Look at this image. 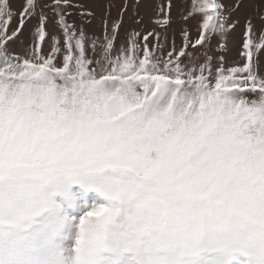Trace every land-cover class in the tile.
Segmentation results:
<instances>
[{
    "label": "snow or ice",
    "instance_id": "obj_1",
    "mask_svg": "<svg viewBox=\"0 0 264 264\" xmlns=\"http://www.w3.org/2000/svg\"><path fill=\"white\" fill-rule=\"evenodd\" d=\"M245 8L191 0L165 52L90 38L78 0H0V264H264V29L209 54Z\"/></svg>",
    "mask_w": 264,
    "mask_h": 264
},
{
    "label": "rangeland",
    "instance_id": "obj_2",
    "mask_svg": "<svg viewBox=\"0 0 264 264\" xmlns=\"http://www.w3.org/2000/svg\"><path fill=\"white\" fill-rule=\"evenodd\" d=\"M148 0H78L80 4L84 5L82 11L93 13L91 17L81 18L80 13H74L71 16L70 23L81 26L86 31L90 38H103L105 34V24L108 27L114 23L121 25L118 30L119 39L117 46L126 43L127 38L133 33H139L141 37L147 35L149 32L159 33V41L149 36L148 39L152 44H163L164 51L167 52L172 49L173 45L176 48L183 47L184 32L188 31L193 39L198 35V18L185 21L183 17L186 15L191 0H150L151 6L149 10H143ZM17 3L21 0H16ZM226 4H234L235 0H222ZM246 5L251 6L258 4L259 0H245ZM127 5V6H126ZM153 5V6H152ZM171 5V7H169ZM144 7V8H143ZM164 8L165 11H161ZM241 11V10H240ZM233 12L232 19L236 21L235 30L229 37L227 42V51L223 53L219 49L218 43L213 41L209 54L213 56V63L219 64L218 56L223 54L227 61L225 67H231L233 62L240 60V53L242 51V41L244 39V32L246 30V21L250 17L258 29H264V21L260 17L264 16V4H261L259 11L252 7L251 13L241 14ZM165 13L170 15L171 23L168 26H159L155 23L157 19H163ZM36 21H33L28 26V31L21 37V41L12 46L14 54H24L26 49L32 47V32L34 31ZM15 25H13L14 27ZM141 45L143 40L140 41ZM51 41L44 44V52L48 53ZM201 55L202 53L198 54ZM91 195V194H90Z\"/></svg>",
    "mask_w": 264,
    "mask_h": 264
},
{
    "label": "bare ground",
    "instance_id": "obj_3",
    "mask_svg": "<svg viewBox=\"0 0 264 264\" xmlns=\"http://www.w3.org/2000/svg\"><path fill=\"white\" fill-rule=\"evenodd\" d=\"M149 1L150 0H148L147 2H146V6H145V8L143 9V10H149V8H150V6H151V2L149 3ZM153 6V5H152ZM251 11H252V7L251 6H248V5H246V8L245 9H241V11H240V13L241 14H246V13H251Z\"/></svg>",
    "mask_w": 264,
    "mask_h": 264
}]
</instances>
